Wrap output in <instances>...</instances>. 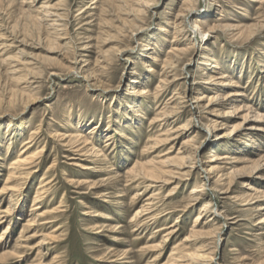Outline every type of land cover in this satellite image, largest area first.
Segmentation results:
<instances>
[{"label":"rangeland","instance_id":"rangeland-1","mask_svg":"<svg viewBox=\"0 0 264 264\" xmlns=\"http://www.w3.org/2000/svg\"><path fill=\"white\" fill-rule=\"evenodd\" d=\"M0 264H264V0H0Z\"/></svg>","mask_w":264,"mask_h":264},{"label":"bare ground","instance_id":"bare-ground-1","mask_svg":"<svg viewBox=\"0 0 264 264\" xmlns=\"http://www.w3.org/2000/svg\"><path fill=\"white\" fill-rule=\"evenodd\" d=\"M190 27H191V29H192V31L193 32H195V33H198L199 31H200V34H202V36L204 37L205 36V38H206V36L208 35V33L207 32H204V31H201L199 28H198V25H196V24H190ZM215 65H212V67H214ZM225 77V75H221L220 77H218V78H224ZM131 80H133V79H131ZM242 93H238V92H234V93H232V91H230V92H228V94H227V96H226V98H225V100H227V102L230 104H232V101H233V98L234 97H236V96H240ZM191 108H193V106H192V104H191ZM28 143H30L29 142V140L28 141H26V142H24L23 143V146H25L26 144H28ZM26 148H29V146L28 147H26ZM138 217V213L137 212H135L134 213V215L132 216V218H134V219H136ZM237 218H234L233 220H235V221H232V222H237V220H236ZM202 217L200 216V217H197L196 219H195V221L197 222H199V223H201L202 222Z\"/></svg>","mask_w":264,"mask_h":264}]
</instances>
